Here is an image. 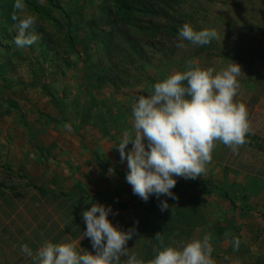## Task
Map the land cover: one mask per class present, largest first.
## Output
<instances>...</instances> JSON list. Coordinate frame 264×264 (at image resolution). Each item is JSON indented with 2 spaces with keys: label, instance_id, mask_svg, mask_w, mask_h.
Instances as JSON below:
<instances>
[{
  "label": "rangeland",
  "instance_id": "1",
  "mask_svg": "<svg viewBox=\"0 0 264 264\" xmlns=\"http://www.w3.org/2000/svg\"><path fill=\"white\" fill-rule=\"evenodd\" d=\"M51 1L61 9L50 0H23L17 15L37 18L39 39L18 48L15 0H0L2 226H14V239L36 250L51 241L91 252L89 239H80L81 213L99 202L111 206L108 218L115 226L135 225L127 246L145 264L153 256L154 221L177 224L172 246L207 236L214 264H264V217L244 215L238 226L236 206L227 207L220 190L194 181L176 184L175 200L162 197L169 208L161 212L155 197L142 201L125 175L104 160L116 136L113 105L152 79L164 58L183 60L210 49L178 37L185 23L200 30L210 0ZM258 137L264 148V135ZM233 238L242 243L234 247Z\"/></svg>",
  "mask_w": 264,
  "mask_h": 264
},
{
  "label": "clouds",
  "instance_id": "2",
  "mask_svg": "<svg viewBox=\"0 0 264 264\" xmlns=\"http://www.w3.org/2000/svg\"><path fill=\"white\" fill-rule=\"evenodd\" d=\"M13 8L17 10L12 15L17 22L13 43L18 48L35 44L39 39L34 31L37 18L17 15L24 8L23 0H15ZM216 36L214 29L196 31L187 23L178 29L180 40L197 46L209 44ZM231 61L220 71L189 67L154 83L131 104L132 131H124L119 143L110 147L117 149L121 162L126 161L125 180L132 193L144 202L155 197L161 212L169 208L162 197L176 199L172 189L178 177L194 180L205 172L215 141L233 152L246 142L250 131L247 108L234 102L242 69ZM108 172L114 169L110 167ZM111 213L110 205L99 202L81 213L85 228L80 239L87 237L94 251L78 252L72 243L45 241L35 253L28 245H21V252L33 258V264H145L127 246L136 235L135 225L121 229L109 220ZM233 245L238 246L239 240L233 238ZM154 252L147 264H214L207 236Z\"/></svg>",
  "mask_w": 264,
  "mask_h": 264
},
{
  "label": "crops",
  "instance_id": "3",
  "mask_svg": "<svg viewBox=\"0 0 264 264\" xmlns=\"http://www.w3.org/2000/svg\"><path fill=\"white\" fill-rule=\"evenodd\" d=\"M207 7L208 13L200 20L199 29L216 31V38L209 43L210 49L183 60L164 58L152 79H143L129 94L130 97L123 98L120 106L114 104L116 114L112 133L116 136L113 146L119 143L124 131H132L131 104L138 95L150 91L154 83L189 67H212L220 71L232 63L231 60L235 61L242 72L237 78L239 89L234 102L243 103L247 108L250 131L245 136L246 142L233 152L222 142L215 141L205 172L194 180L178 177L176 184L209 181L221 187L240 212L238 226H242L244 215L264 217V148L263 140L258 137L264 135V0H210ZM127 147H131V142ZM104 160L125 175L126 161H120L116 148H111ZM222 197L227 207L232 206ZM1 205L0 202V264H33V258L21 252V245H28L33 253L36 246L14 239V226H2ZM250 219L248 217L246 222L253 226ZM222 243L224 247L229 244L226 241ZM240 243L242 240H239Z\"/></svg>",
  "mask_w": 264,
  "mask_h": 264
},
{
  "label": "trees",
  "instance_id": "4",
  "mask_svg": "<svg viewBox=\"0 0 264 264\" xmlns=\"http://www.w3.org/2000/svg\"><path fill=\"white\" fill-rule=\"evenodd\" d=\"M148 1H157V0H148ZM158 1H162V2H168V0H158ZM50 4L52 5L53 9L56 10H60V6L56 3L50 0ZM195 185L200 187V188H210V189H217L222 191V195L224 196L225 199H227L229 201V203L234 206V203L230 200V198L228 197L227 193L220 187H217L215 185H213L212 183H210L209 181H196ZM39 189V188H38ZM177 188H173L172 190H175ZM186 221L189 222V217L186 214ZM185 218V217H184ZM156 226H149V230L151 231L152 234V240L154 242V248L152 251V258L155 255L154 249L160 248L162 246H167V245H171V238L173 237V235L175 234V232H177V228L176 225H172V226H161L160 223L155 222Z\"/></svg>",
  "mask_w": 264,
  "mask_h": 264
}]
</instances>
